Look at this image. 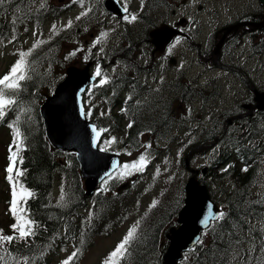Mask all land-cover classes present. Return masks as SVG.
I'll use <instances>...</instances> for the list:
<instances>
[{
    "label": "trees",
    "instance_id": "16d2710c",
    "mask_svg": "<svg viewBox=\"0 0 264 264\" xmlns=\"http://www.w3.org/2000/svg\"><path fill=\"white\" fill-rule=\"evenodd\" d=\"M36 1L10 0L3 7H0V43L9 36V31L12 28L21 26L19 21L25 22V24L27 22L39 23V14L35 13L34 10L30 11L31 4L34 5L33 3H36ZM64 39L54 36L43 39L46 43L41 44L27 58L32 68L29 73L31 79L22 82V91L18 97L20 107L28 110L25 114H21V120L18 124L23 138L18 158L23 160V163L18 165L20 170L24 171V175L20 177V182L24 188L34 193V196L27 200L26 207L30 218L40 225L37 235L32 238L31 244L24 245L21 241L5 245L11 255L18 258L19 264H24L25 257L28 258L29 264H47L49 254L55 249L56 244L60 240L59 233L63 230L66 232L67 237L70 236V238H66L67 243H71L72 239L74 244V223H72L71 215L77 207L83 206L88 199H94V203L97 201L93 209L99 220H102L105 209L110 206L108 197L103 191H97L90 198L85 195L74 155L70 152L53 149L44 135L38 106L56 83L55 79L57 77L51 70L57 64L55 53L57 54L58 48ZM32 45L24 48L23 51L31 49ZM133 51L132 46L128 44L116 50V52H119L118 55L116 53L111 54V60L117 64L118 62L116 61L122 56L125 58L123 68L131 69L135 63ZM124 52L127 55L131 53V57L126 58ZM56 67L61 69L63 66L57 65ZM127 80H129L127 72H121L117 73L115 79H110L107 84L93 88L91 95L98 101L100 109L106 110L104 112L105 115L94 119V123L99 129H107L113 134H117L120 131L121 117L113 109L115 106L119 107L122 105L121 93L126 86L130 85L129 82L125 84ZM160 109L158 108L157 110L156 107L147 109L146 117L138 119V122L135 121L133 127L127 129L126 134L123 136L124 138L117 137L116 140L121 141L123 145H126L128 140L130 142L135 140L138 130L145 128L148 122L155 121L154 115ZM17 114L20 113L9 112L5 120L0 121V127L6 128L7 132L11 134L12 143L13 134L8 124L13 122ZM262 129L264 130V120ZM110 147V150L117 151V145L116 148L114 145ZM235 155V152L227 153L228 157H235ZM249 172L251 173V170ZM248 180V175H245L236 180V183L239 188H242L245 187ZM54 186L64 189V202H60V199L58 201L53 200ZM232 192L234 190L230 188L229 193ZM234 195V198L229 202L234 216L241 211L242 219L246 217L251 223H255L263 217L264 203L253 205L250 204L252 198L247 194L235 191ZM61 203L67 206H59ZM162 217L163 212L149 224L147 233L143 235L142 244L132 250L127 264H153L156 261L159 233L164 225L163 222L166 220V217L163 219ZM261 222H264V219ZM99 223L101 224V222ZM223 231H232L230 224L225 225ZM3 234L13 235V232L12 230L3 231ZM79 239L81 240V236ZM227 240L228 236L225 235L223 241H217L215 245L209 246L199 259V264H231L228 260L233 254L226 251L228 248V245H226ZM0 264H3V262H0ZM7 264H17V262L16 260L8 259Z\"/></svg>",
    "mask_w": 264,
    "mask_h": 264
},
{
    "label": "snow or ice",
    "instance_id": "6c2138e0",
    "mask_svg": "<svg viewBox=\"0 0 264 264\" xmlns=\"http://www.w3.org/2000/svg\"><path fill=\"white\" fill-rule=\"evenodd\" d=\"M6 2H10V0H0V7ZM79 2L83 3V0H79ZM143 3V0H142ZM41 7H44V4L41 3ZM90 11V9H89ZM124 11L127 12V4L124 6ZM87 15V12H82L80 16H77L76 19L79 20L81 16ZM126 21L132 22L137 19L136 15H132L129 19V16H124ZM72 26V21L69 20L67 27ZM52 31H56V25H52ZM36 35V33H33ZM107 33H102L101 38H98L94 41L93 47L96 44L101 42V39L105 37ZM15 39V37H13ZM180 41L177 40L178 44ZM46 43V41L37 39L36 42L32 45V48L27 51H19L18 58L10 67L9 72L3 75L0 78V121H4L9 112H17L20 114L15 115V118L12 123L8 124L10 130H12L13 134V145L9 148V164L6 168V179L8 180L11 188V200L9 201V213L13 217L14 223L10 225V228L13 232V235H5L3 234V230L0 229V262L3 264H7L8 259L16 260L17 264H19V260L17 257H13L11 253L8 251V248L5 247L7 244H13L14 242H23L24 245H29L32 243V238L37 235V232L40 228V225L37 224L33 219L30 218V214L27 209V200L34 196V193L30 190L24 188L23 184L20 182V177L24 175V171L18 168V164H22L23 160L18 159L19 153L21 151V146L23 144V138L20 131V127L18 126L21 120V114H25L28 110L22 109L20 107V102L18 97L22 91V82L31 79L30 72L32 71L30 62L28 61V57L32 55L33 51L38 48L41 44ZM176 45L173 44L168 48V53L171 54L173 48ZM73 52L70 55H75ZM96 77H101V69L97 67L95 71ZM108 83L107 77L101 78L99 80L98 86H103ZM132 100L131 96H128L127 101ZM139 103V102H137ZM122 112H127V109L122 108ZM190 112L191 109H188ZM81 116L87 118L91 115V110L85 112L84 107L80 108ZM101 115H105V113H101ZM134 121H130L128 127H133ZM93 135V146H97L100 143V136L102 133L106 132L107 129H97L96 126L92 127ZM116 137H112L110 140L103 141L108 145L116 143ZM147 149L151 148V144L144 146ZM13 148L15 150H13ZM107 148H100V151H106ZM215 152L216 149H213ZM239 151V148H237ZM131 155V153H129ZM150 163L149 154H141L138 160H135L131 163H124L122 166L116 169V174L113 176L112 173H107V179L104 180L105 187L101 189V191H107V184L109 180L118 179L123 180L129 176H132L137 173H143ZM231 167V165H229ZM114 168L116 166L114 165ZM249 170L248 166H245L241 169L243 172H247ZM222 171L227 172L228 168L222 169ZM157 174H159V169L157 168ZM19 185V191H18ZM65 201V193L64 189L61 188L60 202ZM156 201H153L150 208H154L156 206ZM256 203H264V201H256ZM59 206L66 207L67 205L61 203ZM223 222V223H222ZM232 231L224 232V225L229 224ZM200 224L203 227L202 234L197 236L195 239V244L198 246L205 245V237L210 236V243L215 245L217 241H223L224 236H228V240L226 241L228 248L227 252H231L233 256H238L239 253L236 249L233 248V245H243L244 243L249 244L248 255L257 251V240L260 241L259 251L264 253V222L259 223V227L257 225L251 224L250 220L246 217L237 221H229V213L224 210L214 211L213 206L210 204L207 206V212L200 220ZM248 225L247 232L248 237H244L239 235L240 231H243L244 226ZM140 226V221H136L133 224L127 233L123 236L122 240L116 245L113 251H111L106 259L102 262V264H127L128 257L131 255V246L137 239V231ZM233 237H237L233 239ZM81 243H83V233H81ZM195 249H191L190 251H194ZM81 249L79 247H75V250L69 255L66 259L61 261V264H73L75 259L80 255ZM187 259V255L185 256ZM24 264H29V260L27 257L24 258ZM243 264H264V255L254 257L252 260H243Z\"/></svg>",
    "mask_w": 264,
    "mask_h": 264
},
{
    "label": "water",
    "instance_id": "95a60500",
    "mask_svg": "<svg viewBox=\"0 0 264 264\" xmlns=\"http://www.w3.org/2000/svg\"><path fill=\"white\" fill-rule=\"evenodd\" d=\"M104 5L111 12L117 14L121 12L114 0H105ZM91 80L87 67L84 69L68 68L64 80L55 87L51 96L45 98L39 108L49 142L55 148L73 150L76 153L81 174L86 180L88 193H91L98 185V181L113 169L115 160H117L93 146L92 127L94 125L80 114V95L85 85ZM110 158L113 162L108 164ZM185 226L182 232H185ZM194 231L195 228L189 229L183 246L189 242ZM181 238L173 239L164 258V264H176L175 261L179 258Z\"/></svg>",
    "mask_w": 264,
    "mask_h": 264
},
{
    "label": "rangeland",
    "instance_id": "374dc122",
    "mask_svg": "<svg viewBox=\"0 0 264 264\" xmlns=\"http://www.w3.org/2000/svg\"><path fill=\"white\" fill-rule=\"evenodd\" d=\"M49 2H52L54 4L63 5L68 2H72L74 0H48ZM73 18H69L66 15L62 17V20H56L55 18H52L49 20L46 31L48 33L53 32L52 31V25H56V30L61 28H66L68 21H72ZM76 31L74 35V41L71 42L70 46H77L76 44L81 43L82 40L85 39L86 42H88L89 46H92L94 44V41L97 40V38H101L102 33H107L105 37L101 39L100 44H104V40L107 39L108 31L107 30H101L96 31L95 28L92 27L91 24H88L85 26L84 29ZM29 32H34V27L29 28ZM93 32V33H92ZM38 34V32L36 33ZM36 36V35H35ZM14 37V36H13ZM92 38V39H91ZM25 39L27 37H24V39L19 40L15 37V39L9 40L7 44L0 49V78L3 77L6 73L9 72L10 67L13 65L14 60L17 56L18 49L21 45L25 44ZM81 40V41H78ZM13 41H17L14 43ZM186 138H191L187 135H181ZM8 144V137L4 131H0V227H4L7 220L8 215V207L6 205V199L11 196V188L9 182L5 180V171L4 168L8 166L9 160V148L10 146H7ZM170 153L165 157H160L157 163L154 165V168L150 171V179L149 182L154 184L155 187L159 185H165L167 182L172 179L176 174V165H177V158L179 155L180 146L172 145L170 147ZM205 154H200L196 159L189 160V163L191 167H193V162L197 163L198 166H202L205 164ZM130 162H133L132 157L129 158ZM157 168L159 169V174H157ZM4 174V175H3ZM138 187L134 191H138L139 193L135 196H133V201L137 202V206L133 207L129 217L120 224L119 228H117L116 232L109 236H102L95 240V243L93 247L86 253L84 259L81 261V264H96L100 257L109 249L112 248L115 241L117 240V243L122 240L123 236L127 233L129 228L136 223V220L138 216L143 213L145 210L150 208V205H152L153 201L149 200V196L151 195V188H148V184L143 186L140 183V180L137 182ZM142 187V188H141ZM154 189V188H153ZM139 197V198H138ZM10 229V227H9Z\"/></svg>",
    "mask_w": 264,
    "mask_h": 264
},
{
    "label": "bare ground",
    "instance_id": "6f19581e",
    "mask_svg": "<svg viewBox=\"0 0 264 264\" xmlns=\"http://www.w3.org/2000/svg\"><path fill=\"white\" fill-rule=\"evenodd\" d=\"M227 135H231L232 137H237L239 135V129H231L230 131L227 132ZM232 152H233L232 150H229L227 153H232Z\"/></svg>",
    "mask_w": 264,
    "mask_h": 264
}]
</instances>
